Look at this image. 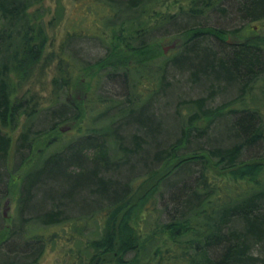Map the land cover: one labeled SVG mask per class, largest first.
Instances as JSON below:
<instances>
[{"label": "trees", "instance_id": "1", "mask_svg": "<svg viewBox=\"0 0 264 264\" xmlns=\"http://www.w3.org/2000/svg\"><path fill=\"white\" fill-rule=\"evenodd\" d=\"M94 1L95 10L86 3V13L95 17L87 30L104 44L105 54L80 64L64 46L79 32L66 33L57 49L45 52L49 40L43 23H31L28 11L41 0H0V194L11 179L3 171L9 132L23 119L17 139L20 166L38 152L22 177L17 203H23L28 188L48 178L67 187L56 193L62 199L86 195L75 216L65 218L53 207L30 224L26 220L22 246L30 251L6 264H33L49 244L69 245L67 264H264V31L250 25L264 20V0H234L244 22L234 28L202 20L225 13L227 0ZM37 15L33 11L31 17ZM53 16L49 23L56 25L61 10ZM37 18L43 19V13ZM246 25L249 34L242 31ZM168 35L181 41L164 54L155 44ZM120 53L127 57L117 60ZM49 68L46 108L60 105L52 110V121L35 130L43 98L30 87L12 98L13 80L20 85L18 78L28 81ZM170 68L187 71L191 80L232 85L235 95L213 107L208 96L185 101L178 130L156 144L159 127L149 108ZM88 69L95 85L80 98H70L78 70ZM118 70L126 94H98L97 81ZM259 86L262 93L255 99ZM69 121L79 122V130L50 138ZM132 124L138 130L127 144L119 130ZM145 139L155 146L153 160L146 163L150 154H144L133 161ZM131 161L142 164L141 173L124 181L111 178L109 172L131 168ZM165 193L169 196L162 202ZM57 227L70 232L61 238ZM7 232L0 228V241Z\"/></svg>", "mask_w": 264, "mask_h": 264}, {"label": "rangeland", "instance_id": "2", "mask_svg": "<svg viewBox=\"0 0 264 264\" xmlns=\"http://www.w3.org/2000/svg\"><path fill=\"white\" fill-rule=\"evenodd\" d=\"M86 3L89 4V6H92L93 10L96 9L93 8V6L97 7L94 0H41L39 4L30 7L28 11L31 23H40L42 21L44 30L48 36L49 41L47 42V45L44 49L45 52L47 49H57L61 40L64 39L66 33L79 32L82 33V35L79 33H77L76 36L75 34H72L71 38L64 44L70 56H72L74 60L80 64H91L104 56V44L94 36L93 32L87 30V28L92 25L91 22L95 20V17L93 14L86 13ZM57 8L58 11L61 10V16L57 24L52 25L49 23V21L52 17H54L53 15L56 14ZM168 8H171V6ZM226 9L227 10L225 13L216 11L211 13V15L205 16L202 19L203 22L209 25L219 24L222 25V27L228 28L239 27L244 24V22L240 20V12L238 9H236L234 0H227ZM33 11H36L38 15L43 13V19H38V15L36 17H31ZM53 21H55V19ZM199 21L201 22V20ZM250 25H254L255 30L264 31V20L251 23ZM247 26L248 25L242 28V31L243 33L245 32L249 34ZM168 31L173 32V29L170 28ZM156 34H158V32H156ZM168 36L156 42V50L159 49V51L162 50V52H164L165 47H169L172 43H175V46H177V44L179 45V42L181 41L180 36ZM175 46L173 48H167V52H164V54H171ZM213 48L218 49L214 43ZM126 57L125 54L121 53L116 55L117 60H123ZM168 72L167 82H165L162 90L157 93L155 97L156 99L152 102L149 108V112L151 113L150 115L153 117L157 127H159V130L157 131L158 134L156 133V144L160 142L163 143L168 136L178 130V123L180 121L181 124V120L185 114V101L201 96H208V106L213 107L223 101H229L235 95V87L232 85H218V83L206 78H199L198 81L191 80L190 73L180 69L170 68ZM92 74V71L89 69L82 71L78 70L73 81V88L70 92V98H80L82 93L87 90L91 83L95 85V77L92 78ZM51 76L52 68H49V70L42 73V75L35 73V75H33L28 81L18 78L20 85H18L16 82L17 78L13 80L15 91L12 98L19 97L29 87L32 91L39 93L40 97L43 98V107L45 108L41 109L33 121L32 127L35 130L46 127V123L52 121L51 117L54 114L52 110L56 109L60 105L56 104L50 108H46V106L49 104L48 98L50 94ZM260 88L261 87L259 86L255 89L256 94H258L255 99H259L261 96L262 90H260ZM127 89L125 77H123L120 70L115 71L113 77L99 79L96 84V92L102 96L112 95L123 97L124 94H126ZM260 103L262 104L264 102ZM254 104L256 105V103ZM262 105L264 106V104ZM263 106H260V110L262 109L264 112ZM22 124L23 119H21L19 127L14 129L12 132H9L11 136V146L9 149L5 169H3V171H5V176L10 177L11 179L7 192L6 189H3V192L0 194V228L7 227V233H9L8 237L4 241H0V264H6L9 261V258L13 257L14 255H18L19 258L21 257V253L26 255L30 251L28 246H22L25 239V233L27 232L26 227H28V225L24 223L26 220H28L30 224L33 221L34 216L41 215L48 210H55L53 207H59L62 216L65 218L75 216L78 214L77 209L81 207L80 203L86 199V195L84 193L81 194V197L75 196L72 198V200L60 198L56 194L57 191H67V187L62 186L55 180L53 181L51 178H48L43 180V184H35L32 189L28 188L27 197L23 203H17V195L19 188H21L22 177L24 173L32 167L36 153L38 152L35 150L20 166L22 159L20 160L21 156L19 153H17V139L20 131L22 130ZM81 124L85 125V121H82ZM59 128H61V134L53 133L51 134L52 137L50 136V138L58 135L66 136L71 132L74 133L79 130L80 123L69 121L67 123H61ZM137 130L138 128L132 124L131 126L123 125L119 132L126 140V143L128 144L129 142L130 144V142H132V135H134L136 133L135 131ZM211 135L213 134L210 133V136ZM145 140L146 142L143 145L142 151L137 153V155L134 154L132 159L133 161L143 158L144 154H150L149 157L144 158L146 163L148 160H153V157L150 156L153 155L155 146L150 145L149 140ZM39 147L42 148L43 144L40 143ZM132 147L134 146H131V148ZM250 154L251 153L249 152H245L244 156H248ZM133 161L130 162L131 168H124L121 170V172H109V174L112 175L111 178L117 177L122 180L123 177L129 178V176H131L130 174L138 175L141 173L142 164L140 163L136 165ZM2 185L3 183L0 184L1 187ZM168 196V193H165L162 202H166ZM91 200L94 201L95 199L93 198ZM68 223L69 222H65V224ZM54 229L57 233L61 234V236L58 234L61 238L64 237L66 231L70 232L69 228H66V230H62L59 227ZM44 237L46 241L54 242L53 240L46 239V236ZM61 238H59L58 244H61ZM68 246L69 245L67 244H65L64 247L56 245L55 248H53L52 244H49V246L43 249L41 255L39 258H37V260H35V263L33 264L69 263L71 261L70 255L72 253L67 252L66 247ZM25 261H27V263L31 262L30 259ZM16 262H24V260L17 259Z\"/></svg>", "mask_w": 264, "mask_h": 264}, {"label": "water", "instance_id": "3", "mask_svg": "<svg viewBox=\"0 0 264 264\" xmlns=\"http://www.w3.org/2000/svg\"><path fill=\"white\" fill-rule=\"evenodd\" d=\"M174 46H175V43H172L169 47L173 48ZM169 47H165L164 52H167V48H169Z\"/></svg>", "mask_w": 264, "mask_h": 264}]
</instances>
